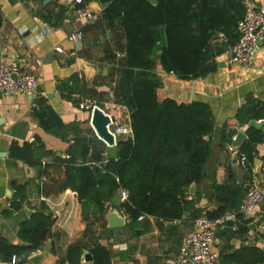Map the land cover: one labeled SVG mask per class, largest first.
<instances>
[{
	"label": "crops",
	"instance_id": "0c3cea01",
	"mask_svg": "<svg viewBox=\"0 0 264 264\" xmlns=\"http://www.w3.org/2000/svg\"><path fill=\"white\" fill-rule=\"evenodd\" d=\"M106 1L87 0L95 18L84 21L76 16L78 5L73 0H0L3 18L0 64H17L24 72L38 78V91L34 97L0 94V237L14 246H27L18 237L20 225L45 205L52 214L54 209L60 210L62 216L55 218L46 243H51L52 251L40 264H59L65 260L69 246L84 241L88 225L89 241L109 248L112 264H178L180 247L195 231L196 219L219 206L216 203L217 187L226 186L237 193L232 203L235 208L228 211L236 216L250 186L253 183L264 186V132L261 128L249 127L252 121L262 123L264 127V119L251 120L248 124H242L238 119L239 112L248 105L264 108V42L260 44L254 65L242 68L228 64L225 55L228 47L219 40L221 33L216 36L211 53L217 69L195 81L192 94V102L206 103L214 116V132L210 137L212 152L204 179L195 184L194 195L190 188L187 191L186 200L194 202V210L181 221H171L174 227L169 229L165 221L153 217L139 220L131 228L128 216L119 206L113 205V201L103 215L84 214L77 196L70 190L46 198L54 206L43 202L39 168L11 156L13 144L19 147L30 144L35 149L42 147L50 154L41 158L43 165L57 159L67 161L70 159H66L67 156L79 153L76 140L86 137L93 141L86 164H107V146L91 127L92 114L80 109L84 101L114 116L117 124L131 126L130 112L119 102L116 93L126 38L118 27L110 29L103 20ZM253 1L264 9V0ZM76 31L83 34V40L70 42L68 36ZM40 33L44 34L42 39H39ZM55 47H62L65 54H57ZM62 85H68L74 91L67 95L62 91ZM38 99L45 100L66 125L64 138L48 134L41 128L32 114ZM249 130L260 138L252 145L255 150L253 162L240 153L241 146L249 139ZM241 132L246 133L247 139L234 148L233 138ZM243 157L247 160L243 161ZM17 187H23L25 202L23 209L14 211L11 206ZM207 192H213L210 200L206 199ZM26 211L32 214L28 215ZM110 215H115L113 223L109 221ZM244 218L248 232L239 237L235 235L236 218L232 219L233 232H222L227 222L217 226L216 248L220 255L255 246L264 250V206ZM121 220L125 226L113 228L112 225ZM36 255L33 253L30 258ZM0 264L8 263L0 260ZM82 264H87L84 257Z\"/></svg>",
	"mask_w": 264,
	"mask_h": 264
},
{
	"label": "trees",
	"instance_id": "16d2710c",
	"mask_svg": "<svg viewBox=\"0 0 264 264\" xmlns=\"http://www.w3.org/2000/svg\"><path fill=\"white\" fill-rule=\"evenodd\" d=\"M87 3V0H83ZM83 5H78V9ZM243 0H159L157 6L147 0H107L103 20L110 29L118 27L126 38L125 58L119 71L116 89L119 102L130 112L133 137L118 144V156L101 166L86 164L91 139L76 140L79 153L70 159L41 163L50 155L43 148L13 144L11 156L39 168L44 198L56 197L70 190L78 198L84 214H105L116 194L123 190L128 200L120 210L128 216L133 228L141 217L165 222L181 221L194 210L187 201L188 189L204 179L211 156L210 137L214 132V116L209 105L193 101L179 105L173 100L160 103L157 91L163 87L156 70L158 66L177 78L197 81L216 71L212 57L214 38L222 33L235 44L237 27L244 18ZM51 17H49L50 19ZM3 18L0 10V29ZM61 89L67 95L74 91L68 85ZM32 114L41 128L64 138L66 125L45 100L38 99ZM242 124L264 119V108L246 106L238 114ZM252 130L240 153L253 162V144L259 142ZM78 160L81 163H78ZM218 207L206 215L210 220L225 218L235 208L237 195L229 187L216 188ZM25 193L17 187L12 210L23 209ZM235 235L248 232L244 216L236 211ZM54 215L45 205L20 225L18 237L27 246H14L0 237V260L10 264H27L33 253L42 250L50 239ZM244 223V224H243ZM89 228L84 241L69 246L66 259L59 264H82L85 253L94 264H112V253L100 243L89 241ZM264 237V236H263ZM222 264H264V250L258 247L221 253Z\"/></svg>",
	"mask_w": 264,
	"mask_h": 264
},
{
	"label": "built area",
	"instance_id": "2783aa9c",
	"mask_svg": "<svg viewBox=\"0 0 264 264\" xmlns=\"http://www.w3.org/2000/svg\"><path fill=\"white\" fill-rule=\"evenodd\" d=\"M73 2L76 5H83L82 8L75 11L78 18L84 21L95 18V15L83 0H73ZM243 4L245 14L237 27L238 41L235 44H231L229 39L222 33L219 35V40L228 47L225 55L230 66L250 68L256 61L260 44L264 42V9L259 8L253 0H243ZM43 37L44 34L40 33L39 39ZM68 40L70 42L82 41L83 34L80 31H76L68 36ZM54 51L59 55L65 54L62 47H55ZM121 57L123 56L121 55ZM169 75L176 77L173 73H169ZM37 91L38 78L36 75L24 72L14 63L0 64V94L6 97L14 95L34 97ZM95 107L97 106L89 101H84L80 104L81 110L90 111L91 114ZM107 128L114 136L116 146H118L120 141L133 137L132 127L130 125H119L116 119ZM233 141H236V137L233 138ZM230 150L233 151V148ZM104 156L106 157L105 154ZM69 158V156L66 157V159ZM242 160L246 161L247 159L243 157ZM105 163H108V160ZM120 194L122 203L126 202L128 193L121 190ZM42 200L50 206H54L51 200L46 198ZM260 206H264V186L253 183L242 199L239 213L244 216L251 215ZM53 215L57 219L62 216L58 209H54ZM235 218L236 216L232 215V219ZM142 219L144 217L139 220ZM226 221V218L212 221L205 214L196 219L194 222L195 231L185 239L180 247L178 264H222L220 252L216 248L217 226L225 224ZM41 252L42 250H38L35 254H40ZM18 261L19 259L14 257L10 264H17Z\"/></svg>",
	"mask_w": 264,
	"mask_h": 264
},
{
	"label": "water",
	"instance_id": "95a60500",
	"mask_svg": "<svg viewBox=\"0 0 264 264\" xmlns=\"http://www.w3.org/2000/svg\"><path fill=\"white\" fill-rule=\"evenodd\" d=\"M149 3H151L154 6H157L159 3V0H147ZM214 41H217V37L214 38ZM157 74L159 75L163 89H159L157 91L158 94V100L160 103H163L164 101L170 99L175 101L179 105H189L192 103V94L194 89V83L195 81H185L182 79H172L170 78V75L165 72L161 66L157 67L156 70ZM115 122L114 117H110L108 114H106L100 107H95L92 115H91V127L94 130L96 136L104 142L108 148H107V159L108 161H115L118 156V146H116L115 138L114 136L109 132L108 126ZM249 127L251 128H261L264 132V127L262 123H257L256 121H252L249 124ZM247 139L246 133H239L236 137V141L234 142V148H237L242 142H244ZM33 145L36 146V143L33 142ZM195 184L190 187V193L192 195L195 194ZM213 195V192H207L206 193V199H211V196ZM113 205L115 206H121V194L120 191L117 193L113 200ZM28 215H31V211H26ZM115 215H110L109 221L113 223L115 220ZM226 227L223 229V233L233 232L234 231V221L232 220V213L228 212L226 214ZM167 224V228L174 227V224L171 221L165 222ZM113 228L123 227L125 226V222L123 220L119 221V223L112 225ZM52 251L51 243L49 242L43 249V251L30 258V262L32 264H40L41 261L45 258V256ZM85 262L87 264H94L93 258L90 253H85Z\"/></svg>",
	"mask_w": 264,
	"mask_h": 264
}]
</instances>
